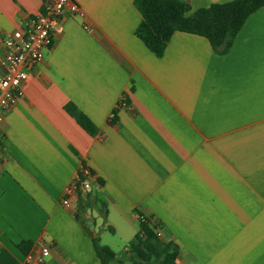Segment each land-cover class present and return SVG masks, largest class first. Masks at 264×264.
<instances>
[{"label":"crops","instance_id":"obj_1","mask_svg":"<svg viewBox=\"0 0 264 264\" xmlns=\"http://www.w3.org/2000/svg\"><path fill=\"white\" fill-rule=\"evenodd\" d=\"M43 1L0 0V53ZM73 1L80 14L55 22L0 124V264H99L94 237L119 258L139 214L177 245L176 264H264V6L223 55L175 32L156 57L135 35V0ZM232 1L188 0V14ZM82 164L91 189L66 207Z\"/></svg>","mask_w":264,"mask_h":264},{"label":"trees","instance_id":"obj_2","mask_svg":"<svg viewBox=\"0 0 264 264\" xmlns=\"http://www.w3.org/2000/svg\"><path fill=\"white\" fill-rule=\"evenodd\" d=\"M142 21L135 35L156 56L161 57L175 32L203 37L212 49L220 55L228 52L246 19L264 6V0H233L225 4H213L199 8L188 14V0H135ZM65 111L90 135L96 133L94 125L72 104ZM115 110L111 115L114 118ZM82 167H85L82 164ZM92 173L90 170L91 177ZM86 178L79 173L76 183L80 186ZM97 184L102 182L97 180ZM98 200H95V203ZM89 204V203H87ZM84 210V207H80ZM99 213L105 217V204L99 201ZM159 227L139 214V231L129 242L125 253L117 258L107 246L92 239L99 264H176L178 247L174 242L164 241L157 234ZM29 242L21 243L19 248L27 252Z\"/></svg>","mask_w":264,"mask_h":264},{"label":"built area","instance_id":"obj_3","mask_svg":"<svg viewBox=\"0 0 264 264\" xmlns=\"http://www.w3.org/2000/svg\"><path fill=\"white\" fill-rule=\"evenodd\" d=\"M80 12L78 4L73 0H44L42 11L25 21L3 41L0 53V124L4 114L21 97L22 85L31 71L42 61L44 52L51 48L55 22L63 16ZM80 173L87 178L90 169L81 166ZM77 189L76 181L65 189L62 205H70ZM90 189L86 180L80 185V190L84 192H89ZM48 254V249L42 248L38 262H42Z\"/></svg>","mask_w":264,"mask_h":264}]
</instances>
